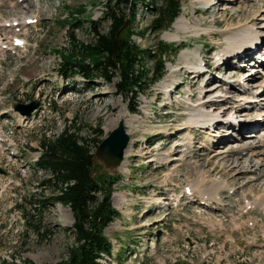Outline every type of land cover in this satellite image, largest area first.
Wrapping results in <instances>:
<instances>
[{"label": "rangeland", "instance_id": "374dc122", "mask_svg": "<svg viewBox=\"0 0 264 264\" xmlns=\"http://www.w3.org/2000/svg\"><path fill=\"white\" fill-rule=\"evenodd\" d=\"M103 1L0 0V18L9 25L14 19L20 23L12 28L0 27V35L9 41L13 35L23 37L21 47L0 53V110L14 109L15 104L39 103L28 127L17 126L15 119L7 124L0 120V133L3 131L12 138L18 151L17 155L0 159V166L8 174L0 175V257L10 261L12 256L20 255L36 263H56L67 258L68 248L74 243L72 234L65 230L73 222L72 214L60 204L51 205L45 213L48 238L39 242L31 234L26 241L18 237L21 214L14 203L19 202L20 196L35 191L37 180L45 176L40 171L34 175L32 171V163L40 153L38 139L44 133L57 135L65 125L72 124L82 137L97 136L101 140L116 127L119 121L116 117L132 115L136 119L132 126H124L129 143L135 145L114 172L119 180L113 186L111 204L120 215L104 229L112 253L102 256L101 263L264 264V210L259 207L243 210L245 201L264 198V69L259 64L249 66L248 61V71H242L244 67H235L229 61L227 66L235 67L228 71L234 82L228 80V73L213 71L217 69L214 57L225 46L226 27L244 20L254 23L260 37H264V0H182L178 18L196 28L177 31L175 39L164 38L165 33L175 31L173 24L161 33L150 29L151 15L144 3H138L134 30L139 33L133 34L132 40L144 48H155L159 41L172 46L165 76L136 99L138 114L129 112L133 101L117 93V78L108 82L98 77L86 80L79 75L64 78L59 73L63 64L61 53L68 52L72 40L88 42L92 38L91 21L101 32L107 28V21L100 19ZM25 17H31L34 23L25 26L22 23ZM185 49L194 54L195 58L190 59L193 66L201 60L210 71L198 77L192 69L182 67L179 56ZM262 49L264 53V45ZM238 69L237 74L232 72ZM250 70L255 76H248ZM206 73L210 75L204 77ZM214 74L223 75L227 81L222 82ZM247 76L251 80L245 83L252 87V92L244 90L247 85L241 89L237 85L241 86ZM212 78L217 82H210ZM216 83L227 85V91L223 90L227 102L218 105L225 112L220 113L221 118L213 125L214 132L207 128L182 129L189 116L198 112L201 101L219 99L216 90L210 89ZM260 84L261 88L254 93L257 102H245ZM235 101L240 105L234 113L238 120L234 117L231 123H240L241 131L242 126L247 130L245 133H236L230 123L229 127L219 123L230 109L226 108ZM215 105L207 102L204 109L216 110ZM114 120L115 125L106 130L105 125ZM251 124L259 129L253 136L248 132ZM228 129L234 134L226 135ZM243 135L245 145L237 148L242 144L238 136ZM188 138L191 148L186 145ZM227 150L229 157L219 155ZM99 165L106 170L102 163ZM200 177L205 180L204 186L196 185ZM211 180L224 181L227 186L216 193L220 208L205 207L204 201L195 198L196 194L186 203L189 196H182L186 188L197 194L214 193L207 191ZM175 195L181 200L178 206L174 205ZM249 216H255L257 222L234 227Z\"/></svg>", "mask_w": 264, "mask_h": 264}, {"label": "trees", "instance_id": "16d2710c", "mask_svg": "<svg viewBox=\"0 0 264 264\" xmlns=\"http://www.w3.org/2000/svg\"><path fill=\"white\" fill-rule=\"evenodd\" d=\"M138 3L145 4L151 15L149 27L156 33L170 27L181 7V0H104L101 21H107V28L101 32L91 21L92 38L88 42L72 40L68 52L61 53L59 72L64 77L80 74L85 79L98 77L108 82L117 78V93L135 101L163 76L172 52V46L163 41L155 48H144L132 40L131 36L139 33L134 30ZM129 110L138 111L136 102ZM99 142L97 136L82 137L72 124L65 125L57 135L44 133L38 139L40 156L33 169L45 176L37 180L36 191L22 196L17 204L23 218L18 237L26 241L31 234L39 242L48 238L45 213L59 202L72 213L73 223L65 230L72 234L74 243L68 248L67 258L56 263H36L19 255L18 262L0 257V264H101L97 260L101 253L110 256L111 243L103 229L119 216L110 200L118 176L93 166V152ZM93 170H97L94 175Z\"/></svg>", "mask_w": 264, "mask_h": 264}, {"label": "bare ground", "instance_id": "6f19581e", "mask_svg": "<svg viewBox=\"0 0 264 264\" xmlns=\"http://www.w3.org/2000/svg\"><path fill=\"white\" fill-rule=\"evenodd\" d=\"M195 1H205V0H195ZM238 12L239 11H237L236 13H238ZM244 15L246 16L247 13L244 12ZM255 15H256V13L253 14V16H255ZM28 18L29 17H27V18L25 17L23 19L22 23L26 25V22H27L26 20ZM246 19H248V18H245V20ZM0 22L3 23V24H0V27L5 26V28H12L13 26H19L20 25V23L18 22L17 19L12 20V22H10L11 25H9L8 24L9 22H7L6 20H3L2 18H0ZM173 27H174L176 32L175 31L167 32V33L164 34V38H166V39H175V38L178 37L177 31H188L190 29H195L196 28L195 26L191 25L189 22L183 21V19H181V18H177L174 21ZM206 32H208V31H206ZM223 33H224L223 36H224L225 46L223 47L222 50H220L216 54L217 55L216 58L214 57L215 62H216L215 63V67L216 68H219V66L222 67V68H223V66H227L230 63L229 61H231V58H234L231 63L236 64L235 67H238V68H242V67H240L238 65H245L244 68H247L246 63L249 61L250 58H252V59L255 58L256 63H258L260 61L259 60V56H257V54L259 55V53H261L263 51L262 47L264 45V37H260L261 33L255 28V24L254 23L244 22V20H243V23L237 22V24L230 25V26L226 27L223 30ZM15 39L12 40V43H7L6 39L4 38V36L0 35V53L3 50H5V49H9V50L13 49L15 47V46H13V42L15 41ZM179 57H180V60H182V62H183V66L182 67H185L187 69L188 68L192 69L193 70L192 73L195 76L199 77V76H201L200 74H203V73H198V72L194 71V68L196 66H200L202 61L199 60V63L196 66H193V64L190 62V59L195 58V57H194V54H193V52L191 50H186V51L182 52ZM240 58H243V59L241 60ZM259 64L264 66L263 61H260ZM239 70L240 69H238L237 71H232V72H236V74H237V72H239ZM206 71L208 72L210 70L207 69ZM174 72H176V71H174ZM252 73H253V71L250 70V74H248V76L254 75ZM172 74H170V75L167 74V75L170 78V77H172ZM244 75H247V74L245 73ZM248 76H247V78L245 80L242 79L243 81H242L241 86H239V84H237L240 89L245 85V81L246 80H249V81L251 80V78H248ZM239 79H241V76H240ZM209 80L211 82L214 79L212 78V80L211 79H209ZM238 81L241 83V80H238ZM224 84L225 83H223V84H217L216 83L215 86L210 87V89L213 88V90L214 89L216 90V92L218 93L219 99H217L215 101H211V100L201 101V106H199L197 108L198 112L197 113H193V114H191L189 116L188 120L183 123L186 126L182 127V129H186L188 127H195L197 129L200 128V130H203V128H207V129L210 130L213 127V125L215 124V122L219 121L220 113L225 111V109H223V108H222L223 110L219 109L218 105L222 104L225 101L227 102V98H225V93H223V90L227 91V87H226L227 85H224ZM233 86H234V88H238L235 84ZM251 88L252 87L248 85L247 87L244 88V90H246V91L249 90V92H252L253 89H251ZM260 88H261V84L258 86L257 89H255L253 91V95L251 97H249V98H245V100H248V102L252 101V100H257V98H254L255 97L254 93H256L258 91V89H260ZM207 102H212V105L216 104L215 105V106H217L215 108L216 110H213V111L205 110L204 106H205V104ZM220 107H222V106H220ZM223 107H225V106H223ZM229 108L230 109L226 113V118L222 119L223 121H226V120H228V121L226 123H223V121L221 122V120H220L219 123H221V124L222 123L223 124H227V123L229 124L230 123L231 127H234L236 130H238L237 131L238 134L240 132H244V131L247 132V130L243 129V126H242V131H241L240 123H234V124L231 123V122H234L233 118H234V113L236 112L235 110L240 108V105H237V101L231 103ZM247 116H251V115L249 114ZM116 118L118 120L121 119L120 116L116 117ZM122 120H123V123H124L125 126L130 127V126H132L133 122L136 119H135L134 116L130 115L128 118H123L122 117ZM115 123H116V120L109 122L108 124L105 125V129L106 130L111 129L115 125ZM219 123H218V125H219ZM254 125H255V123H254ZM254 125L252 126V124H251L252 129H251V131H248L250 133L249 136H251V135L253 136L259 130V129H255ZM251 126H248V127H251ZM258 127H261V125L259 124ZM215 128H216V126H214V129ZM238 128H240V129H238ZM191 129H193V128H191ZM214 129H213V131H214ZM228 131H229V129L226 131V133ZM208 134H210L209 131H208ZM226 135H228V134H226ZM239 137L240 136H238V139H239L240 142L242 141L241 142L242 144H239L237 146V148H242L245 145L244 141H243V139L245 138V135L241 136V138H239ZM190 140H191V138H188V142L186 143L188 148L192 147L191 146L192 143L190 142ZM133 145H135V144L132 143V141H130V143H128L127 147L124 150V156L127 155L131 151V147ZM243 150H245V148H243ZM220 154H225L224 156L222 155V157H225V156L229 157L230 156V151L227 150V151H225L223 153H219V155ZM167 176H168V174H167ZM196 183H197L196 184L197 186H204L205 185V180H204V178L200 177V180H198ZM192 187H193V185H192ZM226 187L227 186H226V183L224 181L211 180V185H210L209 188H207V191L208 192L209 191H213L215 194L214 193H210V192H209L210 193L209 194V193H207L205 191H201V192H199L197 194L195 191L193 192V190H191L190 188H186L184 190V194H188V196H192V198H194L195 194H196L198 196H196L195 198H198L199 201H204V206L205 207L215 208L216 209V208H220V206H221L220 199L215 200V198L217 196L216 193H217V191L221 190L222 188H226ZM211 195H213L214 198ZM159 201L160 200H158V203H160ZM257 207L264 209V198L257 199V197H256V200L254 199L253 201H245L243 210H247L248 211L251 208H257ZM58 208L60 209V205H58ZM250 222L252 223V225L254 224V222L255 223L257 222L255 216H249L242 223H240V224L238 223L234 227L240 228L244 223H250Z\"/></svg>", "mask_w": 264, "mask_h": 264}, {"label": "water", "instance_id": "95a60500", "mask_svg": "<svg viewBox=\"0 0 264 264\" xmlns=\"http://www.w3.org/2000/svg\"><path fill=\"white\" fill-rule=\"evenodd\" d=\"M37 106V102H32L26 107L22 105H16L15 107L21 113L28 115ZM128 141L129 136L124 129L123 120H120L117 126L99 142L93 155V164L99 165V163H102L107 171L115 172L123 159V153Z\"/></svg>", "mask_w": 264, "mask_h": 264}]
</instances>
